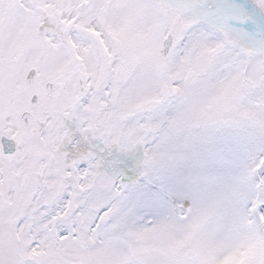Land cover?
Listing matches in <instances>:
<instances>
[{
	"label": "snow or ice",
	"instance_id": "obj_1",
	"mask_svg": "<svg viewBox=\"0 0 264 264\" xmlns=\"http://www.w3.org/2000/svg\"><path fill=\"white\" fill-rule=\"evenodd\" d=\"M0 264H264V0H0Z\"/></svg>",
	"mask_w": 264,
	"mask_h": 264
}]
</instances>
